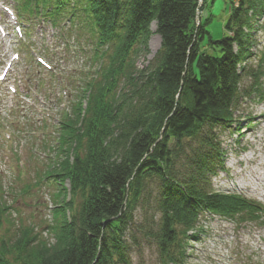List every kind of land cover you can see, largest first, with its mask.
Listing matches in <instances>:
<instances>
[{"label":"trees","instance_id":"trees-1","mask_svg":"<svg viewBox=\"0 0 264 264\" xmlns=\"http://www.w3.org/2000/svg\"><path fill=\"white\" fill-rule=\"evenodd\" d=\"M39 1L49 16L89 17L106 62L83 85L87 105L73 108L50 168L60 221L49 236L34 225L1 235L0 264H133L139 237L156 243L161 264H188L204 215L264 223L258 202L212 182L224 169L220 131L236 127L249 94L245 80L263 88L264 54L259 66L250 61L264 0H226L221 36L207 27L208 0L200 10V0ZM154 23L162 48L139 69L134 57L148 50ZM122 79L129 89L117 93ZM7 214L0 203V229Z\"/></svg>","mask_w":264,"mask_h":264},{"label":"rangeland","instance_id":"rangeland-1","mask_svg":"<svg viewBox=\"0 0 264 264\" xmlns=\"http://www.w3.org/2000/svg\"><path fill=\"white\" fill-rule=\"evenodd\" d=\"M208 2L205 17L210 13V21L207 27L215 36H221L224 32L222 25L227 16L226 0H208ZM32 15L35 14L32 13ZM255 27L256 45L253 47L255 57L250 62L259 66L264 54V17L256 21ZM67 29L70 43L65 45L64 39L60 38L58 52L63 58L58 55L55 59L59 60L58 65L66 77L65 83L71 84L74 82L72 77H76L78 80L75 84L78 85L82 84V77L86 72L90 74L101 65V62L89 60L95 48L91 42L96 38L89 31L88 26L83 22L72 23L67 25ZM152 31L154 34L149 40L148 50L141 51L139 56L134 57L135 66L139 69L148 67L162 48V39L156 33V23L153 24ZM90 38H92L91 41ZM36 43L40 45V42ZM104 48L106 47L103 46V50ZM26 66L29 74L27 79L29 81V78H32L30 81L34 87L36 81H40L39 78L45 72L41 73L39 68L36 69L33 60L29 58ZM48 82L54 83V80L51 78ZM125 84L128 83L122 79L117 93L123 89L125 91L129 89V86ZM50 85L43 84L40 91H36L38 110L43 107L46 112L50 111L60 118L63 110H72L76 90L73 87L72 91L71 87L64 88L71 91L70 97L59 101L62 87L55 84L53 89ZM249 85L251 81L245 80L244 86L247 87L249 94L240 101L238 124L234 128L220 131L221 145L226 152L224 169L218 171L212 182L217 191L236 192L264 206V197L254 193V189L258 186L256 176L259 178L256 172L264 174V78L263 88L261 86L258 92H253ZM6 93L5 87L2 86L0 110L3 111L2 118L8 123L9 129L7 128L6 132L12 133L14 137L12 141L6 140L5 131H0V201L10 209L5 216V225L0 229V235L8 236L14 233L15 226L19 224L34 225L36 231L44 236L45 230L47 228L50 230L48 226L60 221V216L55 214L54 207L57 205L56 194L61 186H51L49 180L45 183L40 181L49 163L40 154L43 151L50 152L57 136L54 134L57 121L38 114L21 98L14 105H9L12 95L8 94L3 100ZM62 101L67 105L65 109L62 108ZM22 165L25 171H22ZM65 185L70 187L69 183ZM258 190L261 192L262 188ZM78 191L74 197L77 204L81 201ZM263 213L264 211H262L264 220ZM12 220L16 222L15 225L12 224ZM201 224L204 228L202 234L200 233V237L195 241H190L187 250L188 264H264V227L262 225L249 222L238 225L237 221L209 215L203 216ZM130 255L133 264H161L156 243L143 237H139V242L131 247Z\"/></svg>","mask_w":264,"mask_h":264},{"label":"bare ground","instance_id":"bare-ground-1","mask_svg":"<svg viewBox=\"0 0 264 264\" xmlns=\"http://www.w3.org/2000/svg\"><path fill=\"white\" fill-rule=\"evenodd\" d=\"M199 10H200V8H199ZM258 175H259V178H257V176H256V184H258V188H262V191L261 192H259V190H258V188L256 187L255 189H254V193L255 194H260L261 196H263L264 197V174L262 173H260L259 171H257L256 172ZM257 174H255V175H257Z\"/></svg>","mask_w":264,"mask_h":264},{"label":"water","instance_id":"water-1","mask_svg":"<svg viewBox=\"0 0 264 264\" xmlns=\"http://www.w3.org/2000/svg\"><path fill=\"white\" fill-rule=\"evenodd\" d=\"M202 4H203V0H200V7H201Z\"/></svg>","mask_w":264,"mask_h":264}]
</instances>
